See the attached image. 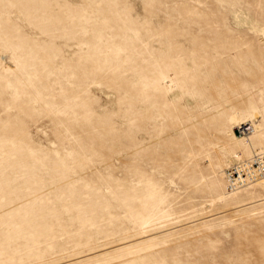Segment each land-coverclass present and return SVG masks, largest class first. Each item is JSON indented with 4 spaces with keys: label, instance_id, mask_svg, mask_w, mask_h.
<instances>
[{
    "label": "rangeland",
    "instance_id": "rangeland-1",
    "mask_svg": "<svg viewBox=\"0 0 264 264\" xmlns=\"http://www.w3.org/2000/svg\"><path fill=\"white\" fill-rule=\"evenodd\" d=\"M261 154L264 0H0V264H264Z\"/></svg>",
    "mask_w": 264,
    "mask_h": 264
},
{
    "label": "bare ground",
    "instance_id": "bare-ground-1",
    "mask_svg": "<svg viewBox=\"0 0 264 264\" xmlns=\"http://www.w3.org/2000/svg\"><path fill=\"white\" fill-rule=\"evenodd\" d=\"M257 116L255 114H253L252 118H250V120H243V119H238V118H232L230 120L231 125L237 129V133L234 132V137H238L241 138L244 136V134H249V132L251 133V131L254 129L256 131L257 127L255 126L254 121H257ZM241 125H243L241 127ZM248 126L249 132H246V128ZM264 154L258 155L257 158L255 160H253L252 162H244L243 164L245 165H249V164H257L256 168H251V170H253L254 172H257L261 169H264V162L262 160H259L258 158L263 156ZM241 164V165H243ZM235 167V166H233ZM229 176V181L231 180L233 183H230V185L232 186V189H230V192L233 191L234 193H236L238 190H243L245 188H248L252 183L257 182V181H263L264 180V173H260L259 177H252V178H243L242 175L238 174L237 178L232 177V174H228ZM234 179V180H233ZM231 188V187H230Z\"/></svg>",
    "mask_w": 264,
    "mask_h": 264
},
{
    "label": "built area",
    "instance_id": "built-area-1",
    "mask_svg": "<svg viewBox=\"0 0 264 264\" xmlns=\"http://www.w3.org/2000/svg\"><path fill=\"white\" fill-rule=\"evenodd\" d=\"M246 132H249L248 126L245 127ZM259 160H262L264 162V155L258 158ZM235 167L230 168V170H228V173L232 174V177L237 178L238 174L242 175L243 178H252V177H259L260 173H264V169H261L257 172H254L253 170H251V168H256L257 164H249V165H241V164H236L233 165ZM264 168V167H263ZM234 180V179H233Z\"/></svg>",
    "mask_w": 264,
    "mask_h": 264
}]
</instances>
